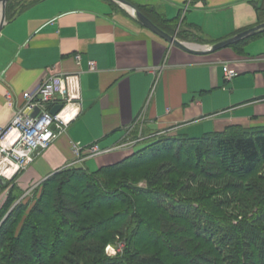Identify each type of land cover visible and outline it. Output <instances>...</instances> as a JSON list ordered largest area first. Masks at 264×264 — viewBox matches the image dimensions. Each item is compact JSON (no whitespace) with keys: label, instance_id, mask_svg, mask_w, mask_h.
Returning a JSON list of instances; mask_svg holds the SVG:
<instances>
[{"label":"crops","instance_id":"obj_1","mask_svg":"<svg viewBox=\"0 0 264 264\" xmlns=\"http://www.w3.org/2000/svg\"><path fill=\"white\" fill-rule=\"evenodd\" d=\"M127 1L152 6L166 21L177 19L171 34L204 46L258 24L255 5L262 2ZM12 3L20 5L0 30V128L22 105V92L34 90L50 75L76 76L68 90L80 99L81 112L26 169L0 175V209L8 195L15 202L29 196L56 170L72 166L90 171L89 165L96 170L130 155V145L115 148L137 125L154 138L198 137L230 125L264 126V32L244 44V54L229 46L191 53L150 32L116 2L117 6L107 0ZM224 64L236 72L230 80L224 78ZM72 143L111 150L78 160ZM9 168L14 172L6 162L0 170Z\"/></svg>","mask_w":264,"mask_h":264},{"label":"trees","instance_id":"obj_2","mask_svg":"<svg viewBox=\"0 0 264 264\" xmlns=\"http://www.w3.org/2000/svg\"><path fill=\"white\" fill-rule=\"evenodd\" d=\"M12 1L6 3L5 18L14 10ZM136 8L169 34L177 26V19L164 20L152 6ZM255 9L258 23L264 22V4L257 3ZM260 34L229 47L244 54V44ZM160 160L158 170L143 184L124 174L110 186L103 176ZM262 161L264 126L230 125L198 137L159 135L120 161L93 171L61 168L1 221L0 264H264V187L258 189V205H249L256 208L252 214L247 209L237 215L219 213L232 197L248 192L240 181ZM187 171L188 181L180 183ZM172 174L168 181L163 179ZM227 176L220 192L231 200H213L208 190H201L203 182L192 188L198 177L213 181ZM116 237L124 243L122 251L109 256L104 247Z\"/></svg>","mask_w":264,"mask_h":264},{"label":"built area","instance_id":"obj_3","mask_svg":"<svg viewBox=\"0 0 264 264\" xmlns=\"http://www.w3.org/2000/svg\"><path fill=\"white\" fill-rule=\"evenodd\" d=\"M76 58L79 59L80 56L77 54ZM89 65L91 69L95 68L93 62ZM222 69L226 80L236 75L227 64ZM75 79L76 76L66 74L50 75L34 90L22 92V105L8 125L0 128V167L7 162L14 172H10L12 168L4 169L0 170V175L10 176L26 169L78 117L81 112L80 99L70 95L68 90L69 81ZM56 104L61 107L55 114H51L50 110ZM110 150L101 149L95 144L83 148L72 143V151L78 160H82L83 155L94 157ZM123 245V242L116 247L108 244L105 248L106 254L116 255L122 251Z\"/></svg>","mask_w":264,"mask_h":264},{"label":"rangeland","instance_id":"obj_4","mask_svg":"<svg viewBox=\"0 0 264 264\" xmlns=\"http://www.w3.org/2000/svg\"><path fill=\"white\" fill-rule=\"evenodd\" d=\"M261 4L262 5L264 4V0H262ZM19 5H20V3L13 4V8L15 9ZM184 37L189 38L190 36H187L186 34H184ZM184 40H186V39H184ZM247 46L248 45H246L245 48H247ZM151 139H154V136L149 137L148 134H147L146 129L144 127L140 126V125H137L133 129H128V131L125 132V138L122 141V144L119 143L120 147H116L115 149L128 147L130 145L131 147H134V150H135V149H138V148L142 147L144 143L148 142ZM135 142L138 143L136 146H134L136 144ZM203 150H204V148H203ZM212 155H213L212 153L207 155L209 161L212 160V158H213ZM162 161L163 160L157 161L156 164L150 165L148 167L139 168V169H137L135 171H129V172H121V171H119V173L118 172H115V173L113 172V173H109V174L103 175V176L107 180H110V182H111L110 186L115 185V183L118 180H121L122 179L121 177H123L124 174H126L125 176H127V177L129 176V178L133 177V179H135V181L142 180V181H140V184H143L144 183V178L152 176V174L155 171L158 170V167L162 164ZM89 168H90V171H93L92 169H95V168H93L90 165H89ZM189 173H191V172L187 171V173H185L186 176H184L183 178L180 179V183L188 181L187 180V177H188L187 174H189ZM172 176H173V174L172 175H168L167 177H164L163 179H166L168 181L169 179L172 178ZM229 179L230 178L227 176V177H224L222 179H217V180H213V181H206V180H201V178L198 177V179H197L198 181L196 182L197 184H193L192 188L193 189H196V188L198 189L199 188L198 187V183L199 182H203L204 186L201 187V190H203V191H207L208 190V194H210L212 196L213 200L214 199L215 200L216 199H222V198L225 199V197L228 200H231V197L224 196L220 192V189L223 186H226L225 183L227 181H229ZM240 182H242L244 185H246V187H248L246 189V190H248V192L247 193H242V194H237L235 197H232V200H233L232 202L229 201L224 206H220L221 207V209H220L221 212H219V213L221 215H228V214L231 215L232 213H234V215H237V213H239L240 211H242L244 209H247V212L250 215L256 210V208H254V207L258 205V203L256 204V201H258V199H257L258 189L261 190L264 187V161H262L259 164V167L257 168V170L251 176L245 178L244 180H242ZM155 184L156 185L163 184V182L157 181ZM193 191L194 190L189 191L188 194L189 195L192 194ZM184 195H185V193H184ZM13 197H11V198H13ZM27 197H29V196H27ZM11 198H9L8 200L6 199L7 201L4 202L2 208L0 209V213H1L0 217H1L2 220L8 215L10 210L20 201V199H19V200H17L15 202V199H14L11 202L10 201ZM251 204L254 205V207L249 208V205H251ZM260 210H261V208H260ZM241 218H242V216H238L237 217V219H241ZM117 238L118 237L115 238L117 241L114 240V242H111V243H108V244H110L111 246L116 247L120 243V241H118ZM7 244H11L9 240H8ZM108 244H106V246ZM106 246L104 247V251H105ZM105 253H106V251H105Z\"/></svg>","mask_w":264,"mask_h":264},{"label":"water","instance_id":"obj_5","mask_svg":"<svg viewBox=\"0 0 264 264\" xmlns=\"http://www.w3.org/2000/svg\"><path fill=\"white\" fill-rule=\"evenodd\" d=\"M8 0H0V30L5 22V9H6V3ZM116 3H118L120 6L125 7L130 10V13L132 16L146 29H148L150 32L154 33L158 37L164 39L165 41L169 42L170 44L177 46L183 50H186L191 53H208L211 51H216L221 48L227 47L233 43H236L242 39L248 38L250 36L256 35L258 33L264 32V22L258 23L255 26H252L246 30H243L232 37L216 42L210 46H204V45H191V43L183 42L178 40L174 34H169L160 27H158L154 22H152L149 18H147L142 12H140L136 6H134L131 2L127 0H112ZM61 105L56 104L54 105L50 112L51 114H55L59 109Z\"/></svg>","mask_w":264,"mask_h":264}]
</instances>
